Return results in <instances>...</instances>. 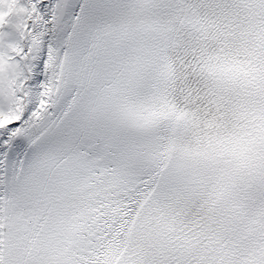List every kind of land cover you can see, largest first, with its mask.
I'll list each match as a JSON object with an SVG mask.
<instances>
[{
    "label": "snow or ice",
    "instance_id": "obj_1",
    "mask_svg": "<svg viewBox=\"0 0 264 264\" xmlns=\"http://www.w3.org/2000/svg\"><path fill=\"white\" fill-rule=\"evenodd\" d=\"M0 264H264V0H0Z\"/></svg>",
    "mask_w": 264,
    "mask_h": 264
}]
</instances>
